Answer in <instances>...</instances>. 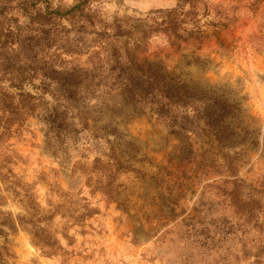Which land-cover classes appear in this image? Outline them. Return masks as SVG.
I'll return each mask as SVG.
<instances>
[{
	"label": "rangeland",
	"instance_id": "1",
	"mask_svg": "<svg viewBox=\"0 0 264 264\" xmlns=\"http://www.w3.org/2000/svg\"><path fill=\"white\" fill-rule=\"evenodd\" d=\"M20 1L0 0V44L7 26L27 23ZM92 9L106 24H121V44L136 61L160 63L202 90L197 95L238 105L230 120L238 143L229 151L236 175L206 135L169 134L146 116L106 136L110 112L91 111L87 127L75 119L80 131L61 141L48 132L42 107L8 127L0 109V264H250L244 250L264 239V0H93ZM100 57L92 44L57 61ZM11 79L0 66V88L53 104L45 91L55 85L38 71L20 85ZM236 177L239 196L262 205L254 220L230 203ZM223 217L229 233L218 239Z\"/></svg>",
	"mask_w": 264,
	"mask_h": 264
},
{
	"label": "trees",
	"instance_id": "2",
	"mask_svg": "<svg viewBox=\"0 0 264 264\" xmlns=\"http://www.w3.org/2000/svg\"><path fill=\"white\" fill-rule=\"evenodd\" d=\"M92 3L93 0H77L70 6L49 3L41 6L38 0L18 2L16 8L27 23L24 26L17 23L14 30L7 26L3 32L5 40L0 50L10 49L2 53L1 69L13 76L11 85H20L38 71L44 84L55 87L45 91L53 100L50 106L43 94L0 88V109L7 127L8 122L17 117L20 121L22 115L33 114L40 106L48 132L61 141H68L80 131L75 128V119L85 128L91 111L110 112L111 118L103 125L106 136H118L122 132L119 127L127 131L134 118L146 116L160 123L169 134L206 135L220 149L228 173L235 176L236 165L229 151L238 143L234 138L237 125L233 126L230 120L239 114L238 105L225 97L197 95L196 85L168 72L160 63L136 61L121 44L120 37L127 33L121 24L116 21L106 24L92 9ZM174 11L170 10L167 15ZM63 20L68 25L63 24ZM169 23L175 29L178 21L173 16ZM154 30L156 27L144 29V32ZM92 44L101 49L97 62L82 65L68 60L69 64H58L60 55L80 56ZM116 163L120 169L124 168L122 162ZM232 182L236 188L227 193L232 199L230 203L246 211L247 220H254L262 209L259 199L251 194L240 197L237 183L242 181L236 177ZM206 200L199 202V208L207 203ZM220 220L215 222L214 233L218 239H224L229 233L225 228L230 225L226 218ZM263 253L264 239L243 254L249 255L250 264H264Z\"/></svg>",
	"mask_w": 264,
	"mask_h": 264
},
{
	"label": "clouds",
	"instance_id": "3",
	"mask_svg": "<svg viewBox=\"0 0 264 264\" xmlns=\"http://www.w3.org/2000/svg\"><path fill=\"white\" fill-rule=\"evenodd\" d=\"M49 99H51V97H49ZM14 211H18V210H14Z\"/></svg>",
	"mask_w": 264,
	"mask_h": 264
}]
</instances>
